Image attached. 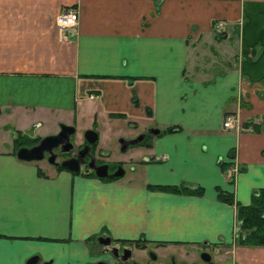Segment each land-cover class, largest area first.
<instances>
[{
    "label": "crops",
    "instance_id": "crops-1",
    "mask_svg": "<svg viewBox=\"0 0 264 264\" xmlns=\"http://www.w3.org/2000/svg\"><path fill=\"white\" fill-rule=\"evenodd\" d=\"M67 7L77 19L64 34L54 16ZM16 110L143 120L159 132L140 154L162 157L102 179L0 146V264H89L106 255L101 234L264 264V245L234 241V206L217 198L247 204L264 188V0H0V141ZM226 114L243 129L223 127ZM180 183L202 191L148 187Z\"/></svg>",
    "mask_w": 264,
    "mask_h": 264
},
{
    "label": "rangeland",
    "instance_id": "rangeland-1",
    "mask_svg": "<svg viewBox=\"0 0 264 264\" xmlns=\"http://www.w3.org/2000/svg\"><path fill=\"white\" fill-rule=\"evenodd\" d=\"M77 13V12H76ZM226 50L234 46L233 39H226L224 41ZM82 102V101H79ZM24 110H16L12 112L10 115H2L4 118V123L8 125L7 129H5L4 141H0V146L2 147H10L12 148V143H9V138H16L17 140H22L28 138L24 133V129L28 128L31 122L37 121L33 128V134H44L49 131H54L58 127L59 122H63L66 124H71L74 126V135L75 141H78V138L83 137V132L86 129H93L97 133L96 144L94 154L96 156L100 155L101 159L110 161V164L114 162V160L121 163V166L124 170L123 174L125 175L128 170L130 172L134 171L135 164L138 160H143V158L139 155L140 151L143 149L140 146H129L126 150H119L118 138L119 137H132L126 136L127 130L124 127L131 128L133 133L139 131L144 125L143 120H138L136 124L132 121H124L121 119H114V121L109 120L108 118H99L95 117V121H91L90 117L85 114L83 111L78 113V115L71 117L72 110H69L64 118H53V117H44L40 118L39 115H31V119L26 118L25 114H21V116L17 113ZM46 114V113H44ZM16 115V116H15ZM14 125L16 128H14ZM3 126H0V130H2ZM135 132V133H136ZM137 151V152H136ZM136 152V153H135ZM40 162V161H38ZM40 165L43 164L39 163ZM248 245V244H247ZM150 251L158 252V248L154 245L147 246ZM147 248H143L142 251L145 254ZM161 254L159 256L158 263L160 264H207V260H205L202 256V252H207L210 257V261H213L215 264H223L222 256H216L213 254L210 249H203L201 246L195 248H189L187 245L174 244L172 246H163L161 249Z\"/></svg>",
    "mask_w": 264,
    "mask_h": 264
},
{
    "label": "flooded vegetation",
    "instance_id": "flooded-vegetation-1",
    "mask_svg": "<svg viewBox=\"0 0 264 264\" xmlns=\"http://www.w3.org/2000/svg\"><path fill=\"white\" fill-rule=\"evenodd\" d=\"M151 126H146L144 127L143 129L137 131L136 133L134 132L132 137H127V138H134L136 136H138V134H142V138L140 140H137L135 143H127L126 146H124V149H120V146H122L121 144H123V139L122 138H125V137H119L118 138V144H119V150L121 151H124L126 150L129 146H140L141 148H144V149H147L149 148L150 146V138L152 137V133L148 132V129L150 128ZM58 129V127H57ZM56 129V130H57ZM56 130L54 131H49V132H56ZM48 133V132H46ZM74 132H72L70 135H69V141H70V147H67V149H62L60 147H52L50 148V150H45L43 152V155H42V158L41 159H38L36 161H42L44 166H47V167H52V168H57V167H61L60 169H65V170H68L74 174H82V175H91V176H95V170L98 169V170H102L103 168L105 173H112L113 171H116L117 167L121 166V163L114 160V162H112L110 164V161H107V160H104V159H101V156L98 155L96 156L94 154V150H95V142H96V139L92 142V143H89L88 144V147L87 148H84L82 149L80 152H79V149L82 148V146L86 143V140L84 138V135L83 137L80 139L78 138V141H75V137H73V134ZM45 134V133H44ZM43 134H32L31 136H29L28 138H25L23 139V142L19 143L18 145H25V146H28V145H31L33 143H35L38 138L40 136H42ZM126 136H131V135H126ZM17 145V146H18ZM151 153H148L146 151L142 152L141 154H139L144 162H147V161H150V159H145L146 157H148ZM51 155V160L49 161L48 159V156ZM61 161H68V163L76 166V170L72 171L66 167H63L60 165V162ZM105 163L106 166H104L103 168L100 167L101 165L100 164H103ZM123 168H122V173L118 176H104L102 177V179H116L118 178L119 176H122L123 175ZM236 225V223H235ZM234 225V227H235ZM234 230V228H233ZM233 232V231H232ZM120 245H127L128 248L127 249H124L123 251V256H124V261L118 259V258H112V257H107V255H103L101 257H99L98 259L96 260H99V259H104V260H108V262L110 264H160L158 263V260H159V256L162 255L161 254V251H159L158 249V252H153V251H150L148 249V247H144V246H140L138 244H135V243H130V242H125V243H120L118 242ZM198 246H201L204 250L205 249H210V251L213 252L214 255L216 256H222V261H223V264L225 262L226 259H229L228 257V254L224 255L225 252H227V249L225 247H221V248H217L215 246L213 247H207L206 245H197ZM143 248H147V251L145 254L143 253L142 249ZM119 252L120 249H118ZM202 256H203V252L201 253ZM224 255V256H223ZM207 260V264H215L213 261H210V257L208 259H205Z\"/></svg>",
    "mask_w": 264,
    "mask_h": 264
},
{
    "label": "water",
    "instance_id": "water-1",
    "mask_svg": "<svg viewBox=\"0 0 264 264\" xmlns=\"http://www.w3.org/2000/svg\"><path fill=\"white\" fill-rule=\"evenodd\" d=\"M36 126V124H31L28 128L24 129V133L26 135L31 136L33 134V128ZM74 132V126L71 124H66L63 122H59L58 123V129L56 130V132H48L43 134L42 136H40L38 138V140L28 146L25 145H18L15 150H14V155L16 158L18 159H22V160H38L42 158L43 152L45 150H50V148L52 147H60L63 148L62 149H67V147H70V141H69V135ZM148 132L152 133V134H156L159 132V129L157 127H153L151 126L148 129ZM84 138L86 140V143L82 146V148L79 149V152L88 147L89 143H92L96 137H97V133L95 130L93 129H86L83 132ZM142 138V134H138V136L134 137V138H122L123 139V144H121L122 146H120V149H124V146H126L127 143H135L137 140H140ZM162 156L156 155V154H152L149 155L148 157H146L145 159H150V160H155L157 158H160ZM49 161L51 160V155L48 156ZM60 165L63 167H66L72 171L76 170V166L68 163V161H61ZM100 167H104L106 166L105 163L100 164ZM105 168H103L102 170H95V175L97 177H110V176H118L122 173V168L120 166H118L116 169V171H113L112 173H105L104 171ZM97 242L101 245V250L103 253H105L107 255V257H112V258H118L122 261H124V256H123V251L124 249H127L128 246L127 245H120L118 242H112L110 240V237L106 234H101L98 235L96 237ZM118 249H120L121 252L118 251ZM203 256L201 254V256L204 259H208L209 258V254L207 252H203ZM38 256L36 254H32L30 256H28L23 264H47V261H41L38 262ZM89 264H110L108 262V260H104V259H99V260H95L93 262H90ZM224 264H236L234 262H232L230 259H226Z\"/></svg>",
    "mask_w": 264,
    "mask_h": 264
},
{
    "label": "trees",
    "instance_id": "trees-1",
    "mask_svg": "<svg viewBox=\"0 0 264 264\" xmlns=\"http://www.w3.org/2000/svg\"><path fill=\"white\" fill-rule=\"evenodd\" d=\"M21 142H23V139L17 140L15 137L12 138L11 151L14 152V149ZM221 166L225 171L228 168L229 163L221 164ZM60 168L61 167H57L55 169ZM230 175V173H227L228 177H230ZM148 187L178 193L200 194L202 191L201 186L192 183H180L177 185L148 184ZM217 198L234 206L236 219V225L233 230L234 241L239 244L264 245V188L258 189L257 193L252 196V199L247 204H242L237 200H234L231 191L225 189L223 190L221 188H217ZM118 241L121 243L131 241L135 244L143 246L142 244L137 243L138 240L121 239Z\"/></svg>",
    "mask_w": 264,
    "mask_h": 264
},
{
    "label": "built area",
    "instance_id": "built-area-1",
    "mask_svg": "<svg viewBox=\"0 0 264 264\" xmlns=\"http://www.w3.org/2000/svg\"><path fill=\"white\" fill-rule=\"evenodd\" d=\"M76 19H77L76 10L68 7L63 8L54 16V20L57 26H59V28L64 30V34L65 31L70 32L74 28L76 24ZM222 126L228 128H235V129L241 128V125L237 121V118L231 115L224 116L222 120Z\"/></svg>",
    "mask_w": 264,
    "mask_h": 264
}]
</instances>
